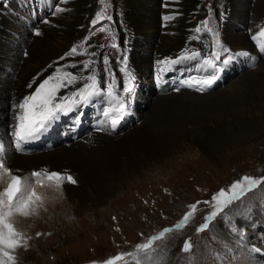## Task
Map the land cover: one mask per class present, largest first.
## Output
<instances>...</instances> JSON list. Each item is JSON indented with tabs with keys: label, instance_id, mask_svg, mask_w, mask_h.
<instances>
[{
	"label": "bare ground",
	"instance_id": "obj_1",
	"mask_svg": "<svg viewBox=\"0 0 264 264\" xmlns=\"http://www.w3.org/2000/svg\"><path fill=\"white\" fill-rule=\"evenodd\" d=\"M243 1L245 2L229 0L230 7L228 9L225 8L227 5L223 7L222 3V7L219 8L221 16L211 28L219 33L220 44L229 49V52L224 53L221 59L226 58L228 55L233 56V59L226 66L236 60L240 53L253 55L256 60H259V62L257 61L258 64L255 65L254 61L250 70L245 68L241 73L237 72L236 75L231 73L228 76H225V65H222L219 79L212 87L207 88L205 91H197L195 87H189L183 81L189 77L206 74L200 70L202 61L207 57L208 53L204 51L203 44L201 47L202 55L182 61L174 66L175 70H169L170 66L157 64L159 60L178 57L186 49L189 53L194 51L192 41L195 39H193V36H198L199 34L206 35V41L211 44V52L214 49L216 51L220 50L214 44L216 38L200 24L203 15L199 10L200 8L196 5L197 0H181V3L180 0H150V2L147 0H121L125 8V20L124 22L117 20L118 31L114 36L118 47H111V44H109L110 39H107V42H109L106 43L107 47H104L100 52V54L108 56L109 62L106 65L101 64L100 55L92 58L85 57L80 62L89 59L96 61L94 67L97 75L104 77L106 80L114 78L119 90V86L126 80L125 73L122 71L124 64L121 61V57L126 56L128 69L135 77L133 81L134 92L132 97H130L128 112L130 113L131 108L137 104L140 108L136 109V114H139L141 118L138 119L134 115L132 120L124 121L126 118L124 117L115 129H112L110 125L94 128L89 123L95 121V116L99 117L100 121L104 120L101 113L102 108L106 106L103 100L96 99L94 102L83 104L67 115H61L46 132L29 141L32 144L29 147L30 154L25 153L23 150L17 151L15 148L13 129L16 109L14 105L24 96L33 92L36 84L49 74L54 73L57 67L87 76L88 73L82 71L80 63L71 62L65 64L60 59L59 56L61 54L64 55L63 51L67 47H62L58 52L52 47L50 40L55 35L61 34L59 36H62L65 42H72L71 48L76 45L78 38L82 37L84 32L80 25L83 24L84 16L86 17L85 14L90 11L87 3H92V0H68L67 4H70L69 11H71V15H69V19L64 24L59 23L64 29L59 30L61 27L55 29L51 24L48 26L43 25L39 28L41 35L37 36L34 33L25 34V30L20 27L21 23L15 21L17 23L11 30H5L7 33L13 32L14 38L17 36L24 37L23 47L25 49L28 48L30 54L28 61L38 59L43 62L42 67L37 70L38 72L36 70L29 72V70L23 69L24 71H21L22 73L17 80L15 79L19 71L17 73L16 67H5L3 68L4 73L0 75V79L9 76L5 73L15 76L7 79L9 84L13 82L8 89H4L1 86L2 84L0 85V142L5 144L8 165L12 169L18 170L17 174L27 179H31L30 173L34 170H47L49 172L58 171L70 174L77 181L74 185L65 183L60 188H55L52 183L47 181H45L43 187L34 183L33 187L36 188L38 194L44 197L42 207L47 206L50 212L52 210L55 212L63 206V199L67 198V195L79 193L78 190L87 188L96 194L98 202L104 203L112 193L117 191L114 186L109 187L105 184L116 182L120 179L119 176L123 177L128 170L139 169L138 164L148 162L150 157L154 159L155 157L166 156L171 147H169L170 144H165L164 139L168 140V137L181 138L185 136L186 131L190 130L185 128L184 123L189 119L199 120V123H201L205 137L203 140L198 141L204 150L209 153L239 137L245 138L252 135L253 127L250 126V121H248L246 116L249 110V103L244 98L245 96L241 98L242 95L240 96L239 93L249 83H254L258 86L264 85V57L263 55H257L264 51V47L261 46L264 43V38L258 36L259 31L264 29V0ZM56 4L58 5V1H56ZM150 4L152 9L147 8V5ZM218 4L220 5V3ZM59 6L63 7L62 3H59ZM33 7H37V3ZM30 13L33 14V12ZM166 15L174 18L165 21L163 17ZM169 22L174 23V27H166ZM144 26H146L145 29H143ZM196 27L201 28L200 33H195L194 29ZM5 31L1 35L7 38L2 39L5 51L6 49H12L20 55L21 47L18 44L13 45L14 41H19L13 39L9 42L8 39H11V37ZM145 31L148 32L143 34ZM58 32L59 34H57ZM141 36L144 37L141 38ZM156 36H159L158 45ZM254 36L257 39H253ZM35 37L36 39L33 41ZM165 37L169 38V43H164V46H162ZM46 45L51 47L50 55L42 58L41 54ZM6 58L9 59L7 56ZM21 58L18 56L17 59L13 58L11 61L19 65L21 61L18 59ZM73 64L77 65L76 68L71 67ZM101 65L103 66L101 67ZM161 69L166 70L162 72ZM152 73L155 93L151 94L148 87L147 93L143 92L142 96L135 93V88H139L141 84L138 79L144 76L150 80L149 75ZM158 74L161 76L159 82L157 81ZM34 80H36V83L29 87L28 85ZM178 80L182 81L181 86L176 84ZM9 89L13 92V96H11L12 113L11 109L7 108L5 104V96H10L7 93ZM68 92H70V89H64L61 94ZM138 95L140 96V102L135 101L136 97L139 98ZM254 96L256 97V95ZM237 98L241 99L242 102L239 103ZM106 99L107 97L104 98V100ZM144 103H148L149 106L143 111ZM207 104L213 107L212 109H209L210 107L207 108L210 110L208 116L204 112L206 110L204 106H207ZM171 107L175 108L177 112L173 114L167 113L166 111ZM4 109H10V114H12L10 116L12 125L9 129L7 126L4 127L3 119L7 115L6 112H3ZM69 120L74 125L73 127L70 125ZM178 122L183 123L182 129L175 126V123ZM206 122H211L217 127L213 128ZM260 122L264 125V119L256 120L254 123L258 124ZM77 126H82L80 127L82 130L76 131L75 129L79 128ZM26 145L25 143L23 148H27ZM164 147H168L170 150L164 149ZM69 164L74 170L64 171L63 167ZM53 166L61 168L55 170ZM7 179L5 177L3 181H0V190L6 187ZM254 201V197L249 199V201L247 199L244 200L247 203V206H245L248 210L250 204ZM252 215L253 221L256 215H259V217H256V224H261L264 231V207L255 205L254 214ZM17 217L13 218V222H20L21 218L18 221L19 218ZM242 223L247 232L253 234L254 240L248 241L245 238H240L242 244H238L235 248L237 254L241 257L240 252L242 253L241 249L244 246H252L258 251L263 250L264 252V245H260L261 238H264V232H255L251 222L247 220L242 221ZM14 224L16 225L17 223ZM221 233L226 234V229H223V232L221 230ZM248 260L258 261L256 258H249Z\"/></svg>",
	"mask_w": 264,
	"mask_h": 264
},
{
	"label": "rangeland",
	"instance_id": "obj_2",
	"mask_svg": "<svg viewBox=\"0 0 264 264\" xmlns=\"http://www.w3.org/2000/svg\"><path fill=\"white\" fill-rule=\"evenodd\" d=\"M32 1L34 3L40 2L44 9L47 10V15L40 16L35 20L29 15L30 12L23 10L20 0L11 1L9 5L11 10L3 7L7 0H3V4L0 5V75L4 73L3 68L16 67L17 73L19 71L20 74L18 73L15 80L18 79L25 69L26 71L29 70V72L39 70L43 62L38 59L28 61L30 58L28 48H21L20 55L12 49H6L5 51L2 39L7 38L1 36L4 34V31L11 30L16 25L15 21H22L26 26L25 30L36 28L38 23H40V28L43 25L48 26L51 24L53 28L59 29L61 27L59 23L64 24L69 19V15H71V11H69L70 4L62 3L63 8L67 10L53 14L56 6L55 0ZM56 1L59 2V0ZM147 1L150 2V0ZM201 1L197 0L196 2L197 7L200 8L198 9L203 15L200 24L203 25L201 22L207 19L209 27H212L219 20L221 16L219 8L222 7V3L223 7L227 5L226 9L230 7L229 0ZM237 1L245 2L243 0ZM87 6L90 7V11L85 14L86 17L84 16L83 24L80 25L84 32L82 37L78 38L76 45H79L85 37L89 36L91 29L90 21L98 11L106 8L105 14L111 16L112 21H109V23L105 21L104 23L111 26L112 34L114 35L118 31L117 20L119 19V22H124L125 20V8L121 0H103L102 3L101 0H92V3H87ZM147 8L152 9V5H147ZM209 9H211V13ZM23 12H26L24 20ZM44 20H47L48 23H43L42 21ZM167 26L168 28H172L174 27V23L169 22L166 24ZM61 29H64V27L62 26L59 30ZM2 30L4 31L2 32ZM34 32L35 30L28 31V33ZM147 32L145 31L143 34ZM7 34L11 37V39H8L9 42L13 39L19 41H14L13 45H22L20 42L23 41V36L14 38L13 32H8ZM59 35H55L50 40V44L58 52L62 47H67L63 51L64 55L61 54L59 56L60 59L61 57H65V59H61L65 64L80 62L85 57L92 58L88 55L66 56V53L71 49V45L73 44L72 42H68V44ZM146 38L149 39L150 37ZM155 38L158 45L159 36ZM35 39L36 37L33 41ZM107 39H110V43L107 42ZM168 39V37L163 39L162 46H164V43H169ZM197 40L192 41L194 49H198V46L204 43V41H201V38L198 42H196ZM114 42L116 43V41ZM106 43H113L109 33L97 32L91 36L88 43L85 44V48L88 53L95 51L99 55L101 50L107 47ZM207 43L208 41H206ZM88 44H91L92 47H88ZM99 45L105 46L101 48ZM208 45L211 51V44L208 43L207 47ZM199 47L201 48V45ZM50 50V45H46L41 54L42 58L50 55ZM78 51H83V49H78ZM25 52H27V55L24 54ZM257 55H263L264 57V51ZM18 56L22 57L18 59L21 61V64L16 65L11 59H17ZM254 61L255 65L258 64L257 61L259 62L253 55L240 53L237 59L231 62L230 65H225V76L231 73L236 75L237 72L241 73L245 68L250 70ZM5 74L9 76L0 79V85L2 84L1 86L4 89H8L13 82L9 84L7 79L11 78L13 74ZM149 79L144 76L138 79L141 84L139 88H135V93L142 96L143 92L147 93L146 90L149 88L151 94H154L155 83L153 82V73L149 75ZM263 86L249 83L239 93L240 96L242 95L241 98L245 96L244 98L249 103V110L246 116L248 121H250V126L253 127L250 137H239L226 143V145H222L216 151L209 153L204 150L198 141L203 140L205 137L201 123H199V120L189 119L184 123L185 128L190 130L186 131L185 136L181 138L168 137V140L164 139L165 144L168 143L170 144L169 147H171V150L168 147H164V149L170 150L166 156L155 157L154 159L150 157L148 162L138 164L139 169L128 170L123 177L119 176L120 179L116 182L107 183L108 185L105 184L109 187L114 186L117 191L112 193L104 203L97 201L96 194L91 189H80L78 190L79 193L67 195V198L63 199V206L55 212L53 210L50 212L47 206H41L42 208L38 209V215L26 218L17 217L19 218L18 221L20 218L21 220L20 222H14L17 223L15 227L27 238V244L26 247H18L12 253L16 257V264H94V262L95 264H103L104 261L118 254L129 253L132 255H125L124 259L119 261L118 264H134V257L140 259V264H264V252L261 250V246L264 245V238L260 240L261 251L252 246H244L241 249L242 253L240 252V257L235 249L238 244H242L240 238H245L248 241L254 240L253 234L247 232L242 221L247 220L251 222L255 232H264L261 224H256V217H259V215H256L254 221L252 215L255 205L264 207V183H261L251 191H246L240 198L233 200L225 206L223 211L209 223V227L206 230L197 231L198 227L205 222L204 217L213 210L211 204L204 203V201H211L213 195L219 193L221 189L228 190L234 182L240 181L244 176H251L256 179L264 177V125L261 122L258 124L254 123L256 120L264 119ZM7 93L10 96H5V104L7 108L11 109L12 113L11 96H13V92L9 89ZM139 95V98L136 97L135 101L140 102ZM237 100L239 103L242 102L239 98ZM148 106V103H144L142 110L144 111ZM204 107L206 109L204 112L208 116V113H210L209 109L213 107H210L209 104ZM208 107L210 108L207 109ZM139 108L135 104L131 108L130 113L128 112V115L125 116L124 121L132 120L134 115L138 119L141 118L139 114H136V109ZM10 109H4L3 111L7 113L3 120L4 127L7 126L8 129L12 125ZM166 112L173 114L177 111L171 107ZM207 116L205 115V117ZM206 123L213 128L217 127L211 122ZM182 124L178 122L175 123V126L182 129ZM257 126L260 127L257 128ZM60 168L53 166L55 170H59ZM63 169L64 171L74 170L70 164L64 166ZM52 184L55 186L54 183ZM0 191H3V189ZM253 197L255 201L250 204L249 210H251L249 211L246 207L247 203L244 200L247 199L249 201ZM198 201L200 203L194 216L183 228L172 231L166 234L163 239L155 241L152 249L147 253L140 252L136 248L138 244L146 243L150 237L158 234L163 229L174 227L190 211L189 206ZM223 229H226V234L221 233ZM241 232L243 235H241ZM37 233H41V235L37 236ZM185 241H190L191 243V250L188 253L182 251ZM252 250L254 251L252 252ZM249 258H256L258 261L248 260Z\"/></svg>",
	"mask_w": 264,
	"mask_h": 264
},
{
	"label": "snow or ice",
	"instance_id": "obj_3",
	"mask_svg": "<svg viewBox=\"0 0 264 264\" xmlns=\"http://www.w3.org/2000/svg\"><path fill=\"white\" fill-rule=\"evenodd\" d=\"M102 2L103 0H101ZM59 3H67V0H59L53 14L67 10L60 7ZM2 4L3 0H0V5ZM105 12L106 8L96 13L95 17L90 21L91 29L89 36L85 37L79 45L73 46L66 53V56H97L98 54L95 51L88 53L85 48V44L97 32L109 33L113 40L111 47H118L114 42L115 36L112 34L111 26L104 23L105 21H112V17L106 15ZM209 12L211 13V9H209ZM173 18L167 15L163 17L165 21ZM42 22L48 23L47 20ZM201 23L204 29L212 33L216 38L214 44L220 50L216 51L214 49L203 59L200 70L205 72V75L189 77L183 81L185 85L195 87L197 91H205L207 88L212 87L219 79V74L222 71L221 66L228 64L233 59L232 55L221 59V56L224 53H228L229 49L220 44L219 33L209 27V21L207 19ZM98 25L99 27H97ZM194 31L195 33H200L201 28L196 27ZM34 34L39 36L41 32L39 29H36ZM258 36L264 38V29L259 31ZM193 39H199V37L194 36ZM253 39H257V37L254 36ZM104 46L99 45L101 48ZM261 46L264 47V43ZM88 47H92V45L88 44ZM78 49H83V51H78ZM24 54L27 55V52ZM99 55L101 56L100 63L106 65L109 62L108 56L102 53ZM200 55V51L194 50L189 53L186 49L178 57L165 58L157 61V64L167 65L170 66L169 70H175V65L186 59H194ZM61 59L63 60L65 57H61ZM121 61L124 64L122 71L125 73L126 80L119 86V90L114 78L106 80L104 77L97 75L94 67L96 61L91 59L78 62L81 64L82 71L88 73L86 77L77 72L65 71L63 68L57 67L54 73L49 74L37 83L33 92L24 96L14 105L16 112L14 116L15 124L13 135L16 150L22 151L25 143L36 139L46 132L61 115H67L83 104L94 102L96 99L103 100L106 105L102 108L101 114L104 120L100 121V124L110 125L112 129H115L124 117L128 115L130 97L134 92L133 81L135 77L128 69L127 57L122 56ZM76 66V64L71 65L72 68H76ZM160 79L161 76L158 74L157 81L159 82ZM33 83H36V80L28 86L32 87ZM77 85L79 86L77 87ZM64 89H70V92L62 95L61 93ZM105 97H107L106 100H104ZM17 173L18 170L12 169L8 165L5 144L0 142V181H3L5 177L8 178L6 187L3 191H0V264H16V257L12 253L18 247H26L27 238H25L22 232L16 229L13 218L17 216L26 218L32 215H38V209L43 205L44 197L37 193L33 184L35 183L43 187L45 181H47L54 183L57 188H60L65 183H77L72 175L56 171L34 170L30 173L31 179L23 178ZM261 183H264V177L256 179L251 176H244L240 181L234 182L228 190L221 189L219 193L213 195L211 201H204V203L211 204L213 210L204 217L205 222L198 227L197 231L201 232L206 230L209 227V223L223 211L225 206L233 200L240 198L246 191H251L253 188L259 186ZM199 203L198 201L190 205V211L174 227L163 229L158 234L150 237L146 243L138 244L136 248L140 252L147 253L152 249L155 241L163 239L166 234L172 231L183 228L194 216ZM36 235L40 236L41 233H37ZM241 235H243L242 232ZM190 250V241H185L182 251L188 253ZM125 255L131 256L132 254H118L104 261L103 264H118L119 261L124 259ZM133 259L134 264H140L138 257H134Z\"/></svg>",
	"mask_w": 264,
	"mask_h": 264
}]
</instances>
